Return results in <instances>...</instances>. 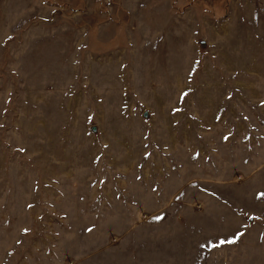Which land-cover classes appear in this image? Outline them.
Here are the masks:
<instances>
[{
	"label": "rangeland",
	"instance_id": "1",
	"mask_svg": "<svg viewBox=\"0 0 264 264\" xmlns=\"http://www.w3.org/2000/svg\"><path fill=\"white\" fill-rule=\"evenodd\" d=\"M0 264H264V0H0Z\"/></svg>",
	"mask_w": 264,
	"mask_h": 264
},
{
	"label": "built area",
	"instance_id": "2",
	"mask_svg": "<svg viewBox=\"0 0 264 264\" xmlns=\"http://www.w3.org/2000/svg\"><path fill=\"white\" fill-rule=\"evenodd\" d=\"M204 1H207V2H209V1H211V0H204Z\"/></svg>",
	"mask_w": 264,
	"mask_h": 264
},
{
	"label": "water",
	"instance_id": "3",
	"mask_svg": "<svg viewBox=\"0 0 264 264\" xmlns=\"http://www.w3.org/2000/svg\"><path fill=\"white\" fill-rule=\"evenodd\" d=\"M144 117H146V115H144ZM94 131V130H93Z\"/></svg>",
	"mask_w": 264,
	"mask_h": 264
},
{
	"label": "snow or ice",
	"instance_id": "4",
	"mask_svg": "<svg viewBox=\"0 0 264 264\" xmlns=\"http://www.w3.org/2000/svg\"><path fill=\"white\" fill-rule=\"evenodd\" d=\"M231 242V241H230Z\"/></svg>",
	"mask_w": 264,
	"mask_h": 264
}]
</instances>
